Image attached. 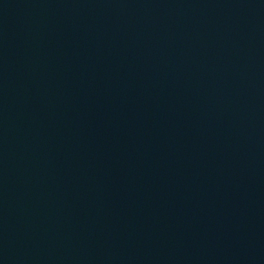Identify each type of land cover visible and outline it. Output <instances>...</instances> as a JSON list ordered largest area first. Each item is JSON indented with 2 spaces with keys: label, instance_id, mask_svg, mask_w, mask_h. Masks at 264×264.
I'll list each match as a JSON object with an SVG mask.
<instances>
[{
  "label": "water",
  "instance_id": "1",
  "mask_svg": "<svg viewBox=\"0 0 264 264\" xmlns=\"http://www.w3.org/2000/svg\"><path fill=\"white\" fill-rule=\"evenodd\" d=\"M264 151V0H197Z\"/></svg>",
  "mask_w": 264,
  "mask_h": 264
}]
</instances>
